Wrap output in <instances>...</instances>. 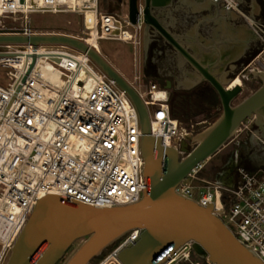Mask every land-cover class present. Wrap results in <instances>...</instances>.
Returning <instances> with one entry per match:
<instances>
[{"label":"built area","instance_id":"1","mask_svg":"<svg viewBox=\"0 0 264 264\" xmlns=\"http://www.w3.org/2000/svg\"><path fill=\"white\" fill-rule=\"evenodd\" d=\"M222 3L223 8L239 13L261 38L263 48L252 64L254 70L264 69L260 59L264 55V22L251 18L238 0ZM88 11L95 12L94 29L87 24ZM33 13L82 15L88 36L75 37L87 44L93 30L98 43L109 39L132 44L138 88L126 80L149 109L152 134L160 137L165 146L180 147L185 139L182 122L171 114L167 90L148 80L141 70V15L133 23L129 10L103 12L99 0L85 1L83 5L73 0H0V32L71 35L35 29L30 17ZM5 19L12 23L8 25ZM67 47L72 46L0 44V67L10 69V82L6 87L0 85V264L6 263L41 198L56 194L71 202L106 208L137 203L148 188L135 103L87 53L74 47L77 52H71ZM34 55L36 65L23 82ZM39 61L51 63L61 83L45 79L36 69ZM245 121V130L254 135V119ZM204 164L197 165L177 191L203 205L214 203L228 227L264 261V166L250 169L238 165L228 184L222 178L205 177ZM139 232L132 230L121 238L98 264H123L118 254ZM179 263L212 264L199 258L191 243L170 255L165 264Z\"/></svg>","mask_w":264,"mask_h":264},{"label":"water","instance_id":"2","mask_svg":"<svg viewBox=\"0 0 264 264\" xmlns=\"http://www.w3.org/2000/svg\"><path fill=\"white\" fill-rule=\"evenodd\" d=\"M189 6L194 10L211 11L220 34L215 33L209 41V51H205L206 46L195 50L196 54L190 53L183 43L168 37L174 48L184 55L182 64H190L198 72L185 88L208 81L222 103L219 117L191 138L192 147L187 139L179 148L165 146L160 137L154 136L149 109L137 91L100 51L85 41L71 35L25 36L0 32V44L37 46L45 43L77 48L87 53L128 93L140 117L148 181L143 199L130 205L97 208L83 202H71L56 194L41 198L5 264H59L80 240L82 243L64 264H91L136 229L140 231L138 237L118 254L123 264H165L170 255L188 243L199 258L212 264H264L253 248L228 227L215 210L214 203L203 205L177 191L179 184L197 165L210 160L237 135L245 120L254 119L260 128L254 135L264 143V69L252 71V76L261 85L238 103L235 101L243 92V85H232L234 80L226 78L237 59L236 54L244 52L252 40L261 41V38L235 11L233 15L242 22L240 38L237 30L231 31L225 24L222 0H191ZM145 12L147 14V10ZM129 14L131 21L136 23L137 0H130ZM36 62L37 55H34L23 82Z\"/></svg>","mask_w":264,"mask_h":264},{"label":"flooded vegetation","instance_id":"3","mask_svg":"<svg viewBox=\"0 0 264 264\" xmlns=\"http://www.w3.org/2000/svg\"><path fill=\"white\" fill-rule=\"evenodd\" d=\"M106 1L109 5L115 4L124 10H129L130 0ZM190 1L137 0V17L141 15L143 21L141 70L148 80L156 82L167 90L169 102L184 99L194 108L203 103L206 106L210 105L211 108L217 104V101L221 103L217 91L208 81H202L190 89L185 88V85L194 80V74L198 72L190 64H182L185 61L184 55L174 48L168 38L183 43L190 53L196 54L195 50L206 46L205 51H209V41L214 38L215 33L220 34L217 31L218 25L213 21L212 12L194 10L189 6ZM238 1L251 18L264 22V0ZM223 10L226 25L231 22L235 28L242 26L241 20L233 15L234 10L225 8ZM262 48V41L252 40L244 52L236 54L237 59L233 62L226 78L235 80L241 77L242 79L248 74L251 84L258 82L259 80L252 76L254 71L252 63ZM252 128L260 131L255 122ZM236 149L231 154L229 159L231 162L228 163L223 180H229L238 165L249 168L255 165L264 166V143L255 135L251 134L245 141H241Z\"/></svg>","mask_w":264,"mask_h":264},{"label":"rangeland","instance_id":"4","mask_svg":"<svg viewBox=\"0 0 264 264\" xmlns=\"http://www.w3.org/2000/svg\"><path fill=\"white\" fill-rule=\"evenodd\" d=\"M100 10L103 12H107L108 10H114L115 8H119L115 4L109 5L106 0H99ZM31 24L32 26L41 31H62L68 34L77 36L79 38H87V34L85 33L84 25H83V16L76 13H33L31 14ZM6 23L10 25L12 21L10 19H5ZM132 30V28H130ZM47 48L54 47V45H44ZM98 48L100 53L105 57V59L131 84H133L136 88L138 85L135 82V75L137 71L136 60L134 56V48L130 43H126L119 40H109V39H101L98 43ZM68 51L77 52L76 49L72 47L66 48ZM264 63V55L262 56ZM10 70L8 67L1 66L0 67V85L6 87L10 82L9 77L7 76V72ZM243 81V92L239 95L235 103L240 102L245 97L252 94L259 86L261 82H255L251 84L248 80V74H245V77L242 79ZM208 107V106H207ZM196 109H192L193 116L188 121H181L183 128V137L191 143V138L202 131L209 125H211L221 114L222 106L219 101L214 107L210 109H202L201 112L196 113ZM195 113V114H194ZM247 124V121H245ZM253 125V124H252ZM251 135L250 132L245 130L244 125L241 126V129L237 133V135L215 156H213L210 160L206 161L204 164L203 175L211 180H219L226 173L228 169V163L231 162L229 159L231 158V154L237 150L236 147L241 141H245ZM191 143V147H192ZM238 153V151H236ZM189 183V180L187 181ZM230 227L233 229V226L230 222H228ZM82 241H78L74 245L73 251H69L66 254L65 260L61 261L59 264H64L73 252L79 247ZM111 251V248L104 251L101 255L102 259L98 262H91V264H98L101 262ZM10 253L6 258V262L9 258ZM195 259L196 256H194ZM185 264V263H179ZM206 264V263H205Z\"/></svg>","mask_w":264,"mask_h":264},{"label":"bare ground","instance_id":"5","mask_svg":"<svg viewBox=\"0 0 264 264\" xmlns=\"http://www.w3.org/2000/svg\"><path fill=\"white\" fill-rule=\"evenodd\" d=\"M73 1H75L76 4H77V2H79L80 5H83V3L85 1H91V0H73ZM95 19H96L95 12L88 11L87 12V24L91 29L95 28ZM87 41H88V44L92 45V47L95 46L98 48L97 35H96L95 30L92 31V37H90ZM36 69H37V71H40V73L42 74V76L45 79H49L51 81L61 83L60 74L53 67V65L51 63H49L47 61H39ZM242 84H243V82H242L241 77H237L234 80L232 85H242ZM157 95L161 96L160 93H157Z\"/></svg>","mask_w":264,"mask_h":264},{"label":"trees","instance_id":"6","mask_svg":"<svg viewBox=\"0 0 264 264\" xmlns=\"http://www.w3.org/2000/svg\"><path fill=\"white\" fill-rule=\"evenodd\" d=\"M170 104V110H171V114L174 118L179 119L180 121H188L193 114L192 109L194 108L193 105H191L187 100L184 99H177V100H171L169 102ZM210 105H208V107L205 105V103L198 105L196 109V113L201 112L202 109H210L209 108ZM195 114V113H194ZM100 259H102V256L97 257L94 259V262H98Z\"/></svg>","mask_w":264,"mask_h":264},{"label":"crops","instance_id":"7","mask_svg":"<svg viewBox=\"0 0 264 264\" xmlns=\"http://www.w3.org/2000/svg\"><path fill=\"white\" fill-rule=\"evenodd\" d=\"M229 26H230V28H231V31H238L237 32V34H238V36H239V38H240V35H239V28H235V26L230 22L229 24H228ZM259 167H262V166H253V167H251L250 169H256V168H259ZM249 168V167H248ZM232 177L229 179V180H225L224 182L225 183H228V184H230L231 182H232Z\"/></svg>","mask_w":264,"mask_h":264}]
</instances>
